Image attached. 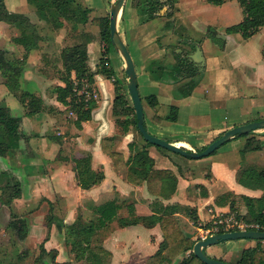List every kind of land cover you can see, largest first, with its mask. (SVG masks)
<instances>
[{
  "label": "crops",
  "instance_id": "crops-1",
  "mask_svg": "<svg viewBox=\"0 0 264 264\" xmlns=\"http://www.w3.org/2000/svg\"><path fill=\"white\" fill-rule=\"evenodd\" d=\"M8 1L9 0H5V3L9 11L21 13L16 12L15 8H12ZM79 1L87 8L89 19L94 17L89 15V6L83 3L82 0ZM111 1L112 0H107V7L103 15L108 12ZM227 1L228 0H225L221 4H212L207 0H178L176 6L180 9L179 13L183 20L195 21L193 14L194 8H197L199 12L212 10V6L218 5L224 8L223 6ZM230 6L231 5L227 4L226 9L231 12ZM21 14L26 15L30 22L38 26L40 30L44 26L48 27L45 21L39 17L37 18V16L34 22L28 14ZM210 26L214 27L216 30V26ZM0 30V45L3 44L0 46V49L5 51V55L8 59H19L23 62L22 71L18 80L20 90L34 93L42 99L44 105L42 111L33 115H25V107L18 100L17 96L9 91L4 84L5 79L0 73V102L5 103L10 109V117L3 130L16 126L18 130L26 132L29 135L27 144L29 149L33 152V154H31L33 156L27 157L21 154L20 151L11 150L9 151L10 153L8 152L6 155L0 156V172L9 170L18 176L20 182L26 184V188L24 187L21 197L13 200V205L19 209L23 206L28 207L29 205L33 207L27 208V211H32L28 216V218L31 217L28 219L29 234L27 236L29 237V235L35 233L41 225L46 227L40 209H35L37 205L46 204L43 206L53 208L55 218L48 230V236L39 239L36 245L37 243L40 245L43 244L46 250L55 249L57 251L55 261L60 264L65 262H70L71 264H85L82 260L76 258L75 253L71 251L67 243L66 245L71 253L69 260L66 261L60 258V253L62 251L61 244H65L66 242L65 234L67 227L74 226L75 224L78 226L86 225L88 220L94 217L93 208L95 206L115 198L133 202L135 211L138 214H150L152 212L151 202L157 197L147 192L145 184L133 185L125 179L124 172L128 165L126 160L129 155L127 144L133 138L132 133L121 137L115 144V149L123 153L122 158L113 159L101 150V139L115 134V124L110 109L114 96V87L111 82L97 75L95 77L94 86L97 89L99 100L95 101L96 105L91 112V119L81 122L79 127L74 123L72 125L73 127L69 130L70 132L72 131V135L65 144L49 143L46 141L44 127L46 124H53L57 127L61 125L63 121L61 118L63 112L61 111L68 108L67 105L56 99L53 90L57 85H64L61 80L62 64L59 63L58 66L55 67L56 63L53 61V52L54 47L57 46L61 48L65 42L59 39L58 36L55 37L56 31H39L41 38L38 40L37 45L25 51L23 45L15 41V38L20 34L19 29L8 23L0 22ZM45 32L47 35H45ZM145 33L146 31H136V34L133 35V47L143 48L144 43H142L143 45L141 44V39L148 38ZM225 34L223 50L225 51L226 62L232 67H237L238 64L240 65L243 83L247 85L252 93L256 94L248 95V98L251 99L253 104L264 106V46L256 52L253 51L252 55L248 53L246 56L245 54L242 60L233 55L235 50L241 46L240 43L249 44L251 40L258 35L259 39H264V25L248 39H242L239 34L242 40L240 43L238 40L234 39V35ZM121 37L123 39V36ZM123 41L125 42L124 39ZM139 42L140 46L136 47V43ZM232 43L235 46L233 45L232 47ZM7 44L8 46L5 47L4 45ZM201 49L203 50L202 42ZM87 51L89 60H92V56H97L96 59H98L101 52L100 43L98 41L89 43ZM111 52L112 49L110 50V53ZM115 56H117L115 57L116 60L118 58L120 69H123V60L121 56L118 53H116ZM203 60H205L204 56ZM221 60L222 59H219V65L223 66ZM228 74H231V72H228ZM143 78L145 80L146 76H143ZM138 81L139 79L137 77V85H139ZM144 83L148 85L147 87L152 85L155 89H158L162 81H149L146 78ZM198 85L199 82L192 90L191 94L183 99L184 105H182L185 110V122L180 121L178 116L177 120L174 122L161 121L157 117L155 118V116L159 115L157 111L155 113V108L159 107V104L152 109L155 114L153 112L152 114L151 112L148 114L150 120L148 123L150 125H148V127L151 130L149 131L147 129L146 123L145 126L147 131L170 143L189 150H194L207 145L216 137L212 139L209 138L212 131L218 134L231 126L233 127V125L236 126V123H246V121L248 122L250 119L259 117L258 115L256 117L244 118L239 120L240 122H233V124H230L231 126L226 125V128H224V126H217L211 119L215 112L219 111H212V109H215L213 108L215 102L220 101V96L216 95V97H214V95L208 94L207 91L201 93V90L196 89ZM151 94H155L159 97L158 93ZM221 100L225 101L222 97ZM45 106L55 108V110L53 112L52 110L46 111ZM259 113L260 115H264V109L262 112H258V114ZM210 114H212V116ZM203 116L205 117L203 125H206V127L202 128L203 125L199 126L198 123L202 120L201 117ZM145 118L144 111V122ZM179 124L184 126V129H181ZM211 126H214V128ZM31 128L35 131V134L33 133L34 135L29 132ZM57 133H60V131ZM73 133H75V135H73ZM191 138H196L197 140L193 142ZM256 147H261L259 139L257 146L254 148ZM59 148L64 149V155L70 152L73 154L74 150L90 154L91 167L94 170L103 172L102 180L89 188H82L79 186L76 182L75 172L72 169L70 160L65 161L55 158ZM146 149L149 155L154 159V168L171 169L177 176L176 190L171 198L158 199L161 200L164 205L176 203L181 206L195 209L199 221L207 220L204 219L206 213L212 216L209 210L212 212H226L228 210V206L219 207L214 203V199L218 193L230 190L236 195L242 194L250 197H259L261 195V190L252 189L237 182L236 174L241 165L238 164L239 161L236 158L220 160L211 157L208 159L203 158L193 163L191 160L187 162L183 161L182 158L176 157L174 152H164L152 144L147 145ZM233 160L235 162H233ZM174 161L176 163H187L189 164V168H180V170H178V166L174 164ZM204 163H207L210 167L209 174H205L203 171ZM191 164H196L195 169L198 173L200 172L202 174V172H204L203 175H193V180H191L190 177L188 178L187 174L189 173V175H191V171H193ZM252 164L253 163H250L244 166ZM183 172L186 173L183 174ZM196 178H198L197 181H195ZM193 182V190H189V185ZM119 214L120 212L118 216H125L127 212L123 211L122 215ZM175 215L179 219L182 232L186 236L196 239V225L193 224L189 215L185 213V210H179ZM117 218L118 217H115L112 221L108 222L100 231L102 233V246L111 253L109 264H144L145 260L155 253L162 241V232L159 225L155 224L152 227H144L141 224L120 226L117 222ZM139 227L146 229V233L139 229ZM190 227L194 228L196 234L193 233L189 235L186 233V230L190 229ZM53 228L55 229L53 230ZM56 228L61 229L62 234H57ZM51 231H53V233ZM28 237H25V243ZM144 242L145 244H149V251L144 253L143 256H140L138 251L143 249ZM229 244L234 248L240 245L242 250L251 245H249V243V246L245 243H239L237 240H233V242L230 243L226 242L222 245L220 242V244L218 243V245L213 246V252L215 253L213 257L222 261L233 262L235 260H233V255L223 251V246L229 247ZM21 256L24 255L20 254V257ZM18 258L15 257L14 260L19 263L20 259ZM24 263L29 264V261H25Z\"/></svg>",
  "mask_w": 264,
  "mask_h": 264
},
{
  "label": "trees",
  "instance_id": "trees-1",
  "mask_svg": "<svg viewBox=\"0 0 264 264\" xmlns=\"http://www.w3.org/2000/svg\"><path fill=\"white\" fill-rule=\"evenodd\" d=\"M66 1L28 0L35 7L39 18L43 19L48 26L46 30L45 26L40 30L38 26L30 22L26 15L9 11L5 0H0V22L8 23L19 29L20 34L15 38V41L22 44L25 51L37 45L38 40L41 38L39 31H49L52 29L49 27L51 25L56 28L64 27L63 41L72 42V44L60 48L61 80L64 85H57L53 90L59 102L67 105L68 108L75 109L77 116L75 124L79 127L81 122L91 119V112L96 103L90 95L83 92L79 93L78 101L73 103V92L84 85H87L88 88L94 86L97 75L105 79L115 80L114 70L109 61V52L113 47L109 39L108 13L89 19L87 8L79 0H71L67 6L69 12L67 16H63L58 10V4ZM170 1L171 4L176 2V0ZM207 1L212 4H221L225 0ZM237 2L242 9L243 18L238 23L227 26L225 32L228 34L239 33L242 39H248L264 25V0H237ZM131 6L140 14L143 22L152 19L162 8L163 2L161 0H131ZM61 17L66 20L65 25ZM84 25L98 28V31L80 29V26ZM209 29L213 31L207 36L214 41H218L219 38L215 28L209 26ZM94 41L100 43L101 52L95 69H92L89 65L87 47L89 43ZM222 42L224 45L225 41L222 40ZM175 55L176 58L173 63L166 64L152 60L146 66V70L152 80L179 84L177 93L180 96H188L199 82L195 72L197 68L185 54L176 53ZM22 67V60H10L6 57L5 51L0 49V73L5 79L4 84L25 107V115H33L42 111L44 105L42 99L34 93L20 90L18 80ZM122 70L126 78L124 69ZM113 87L114 96L110 109L111 115L114 117L115 134L101 139V150L113 159L122 158L123 153L115 149V144L121 137L131 133V129H135L142 139V143L140 144L132 139L127 144L129 155L126 160L128 165L124 172L125 179L133 185L145 184L147 192L157 198L151 202L152 212L150 214H138L135 211L133 202L118 198L105 201L93 208L94 217L89 219L86 225L78 226L75 224L66 228V243L70 246L71 251L75 253L76 258L82 260L85 264H109L111 253L102 246V233L100 231L108 222L118 217L117 222L120 226L141 224L144 227H152L155 224L159 225L162 232V241L155 253L150 255L144 264H206L192 253L191 249L196 239L186 236L182 232L179 219L175 215L179 210H185L193 224L198 225L199 217L195 209L176 203L164 205L158 199L171 198L176 190L177 176L171 169L154 168V159L146 149V146L150 145V143L142 138L141 133L137 129V120L129 94L124 92L117 82L113 83ZM141 100H144L151 108L161 104L160 98L155 94L141 97ZM177 110V105L171 104L169 113L163 118L171 122L176 121ZM9 117V107L5 103H0V156L6 155L11 150L20 151L21 154L27 157L33 156L31 155L33 152L27 144L29 136L24 131L18 130L16 126L3 130ZM156 117L159 120L162 118L159 115ZM248 134L235 136H245L244 145L239 150L241 155L258 144L257 137L248 136ZM205 146L196 148V151L204 149ZM156 147L165 149L159 146ZM184 149L190 151L189 149ZM174 154L186 162L193 159L190 156ZM90 158V154L78 152L74 154L72 159V169L75 172L76 182L82 188H89L103 178L102 171L92 169ZM174 164L178 166V170L180 168H189L187 163L175 162ZM236 180L246 187L261 190V195L259 197L236 195L228 190L218 193L214 203L219 207L228 206L226 213L234 212L240 219L264 224V167H258L254 164L241 166L237 170ZM0 181L4 182L2 187H0V206L11 207L13 200L21 197V182L8 170L0 172ZM238 198L242 200L244 210L241 208V211H237L234 208ZM123 211L127 212V215L118 216V213L120 212L119 215H122ZM54 218L55 216L50 212L46 220L47 228L50 229ZM15 220L17 221H11L10 224L16 231L18 238L24 239L26 237L24 221L22 219ZM56 254L57 251L55 249L46 250L41 244L39 254L34 258V263L60 264L55 261ZM232 263L264 264V245L260 240H256L255 243L244 249L239 258ZM0 264H18V261H0ZM62 264L71 263L65 262Z\"/></svg>",
  "mask_w": 264,
  "mask_h": 264
},
{
  "label": "rangeland",
  "instance_id": "rangeland-1",
  "mask_svg": "<svg viewBox=\"0 0 264 264\" xmlns=\"http://www.w3.org/2000/svg\"><path fill=\"white\" fill-rule=\"evenodd\" d=\"M163 2L162 8L154 15V17L147 21H141L140 14L136 12L135 8L131 6V0H126L123 10L121 14L119 15L118 22H117V28L121 36H123V39L125 40L126 45L128 46L129 51L131 52V57L133 59L137 77L139 79V85H138V91L141 97H144L146 95H149L151 93H158L161 104L159 107L155 108L159 115L162 116L161 121H167L163 118V116L167 115L169 113V106L171 104H176L178 107L177 110V116L180 121L185 122V110H184V103L183 99L186 96H180L177 93V87L179 84H171L162 82L161 85L158 87V89H155L152 85L150 87H147L144 82L147 80H152L148 72L146 70V66L152 61H161L162 63L170 64L175 61L176 53L178 54H188L190 52H193L196 46H199L200 50L203 52L202 55L204 56V62L200 66L198 63L194 65L196 69L197 78H199V85L196 89L201 90V93L204 91H207L208 94L220 96V101L215 102L214 110H219L215 112V114L212 116V122H215L217 126H224L226 128L227 126H231L230 124H233V122H240L239 120L244 118H251V117H257L256 119L263 118L264 115L258 114V112H262L264 109V106L253 104L250 98H248V95H252L255 93H252L250 89L245 85L242 81V73H241V67L238 64L237 67H232L230 64H228L225 57V51L223 50L224 45L222 44V40H225L224 35L225 28L229 25L238 23L243 17V13L240 9V6L236 0H228L226 4L222 7L218 6H212V10L209 11H198L197 8H194V19L195 21L190 20H183L180 15V9L176 6L178 0L174 4H171L170 0H161ZM9 4L12 6V8H15L16 12H21L28 14L31 19L34 20L38 14L35 11L34 6L28 2V0H9ZM71 2V0H67L66 2H62L58 4V10L63 16H67L69 8L67 7L68 4ZM83 3H85L87 6H89V15L95 16V15H103L105 13L106 7H107V0H82ZM227 4L231 5L230 10L231 12L226 9ZM109 13V8L108 12ZM63 18L64 25L66 24V20ZM213 25L216 26V32L217 37L219 38L218 41H214L210 37H208V34H211V29H209V26ZM16 27V26H15ZM52 31L55 32V37L58 36L59 39L63 40L64 35V27L56 28L55 26L51 25ZM17 28V27H16ZM18 29V28H17ZM47 27L45 26V30ZM80 29H84L86 31H98V28L91 27L89 25L80 26ZM1 31V30H0ZM3 31V30H2ZM136 31H146L147 39H141V44L144 43L143 48H135L133 47V35L136 34ZM262 31V30H261ZM59 33V35H58ZM228 34V33H227ZM234 35V39L238 40L239 43L241 40L239 33H229ZM259 36V35H258ZM258 36H256L254 39L251 40L249 44H241L233 55L237 58H241V60L245 57V54L249 53L252 55L253 51H257L258 49L263 48L264 46V39H259ZM146 41V42H144ZM201 42H202V48L201 49ZM72 44V42H65L63 46ZM139 43H136V47L140 46ZM3 45V44H1ZM0 45V46H1ZM143 45V44H142ZM233 47V43L231 44ZM5 47L8 46L4 45ZM235 46V45H234ZM231 48V47H230ZM229 48V49H230ZM59 51L60 48L57 46L54 47L53 52V61L56 63L55 67L58 66L59 63H61V59L59 57ZM116 51L112 49V52H109V61L111 66L114 69V79H108L109 82L113 85V83L117 82L119 86L122 87L123 91L128 94V90L126 87V78L123 75V70L120 69L118 58L115 59ZM228 56V55H227ZM96 57L92 56L89 60V65L92 69H95L96 63L98 59ZM96 59V60H95ZM219 59H222L221 62L223 63V66L219 65ZM256 59V57H255ZM257 60V59H256ZM124 63V62H123ZM205 67V68H204ZM227 70V71H226ZM228 72H231V74H228ZM143 76L145 78H143ZM144 83V84H143ZM150 85V84H149ZM80 89L86 90L88 95L92 97L94 101L99 100V95L97 94V89L95 86H92L91 88H88L87 85H84L80 87ZM80 89L73 92L72 101L73 103H76L78 101L79 91ZM93 94H96V97L94 98ZM256 95V94H255ZM129 96V95H128ZM221 97L225 99V101L221 100ZM130 98V97H129ZM131 100V99H130ZM1 103V102H0ZM143 108L145 111V124L147 123V129L150 131L151 129L148 127L149 123V116L148 114L151 112L152 109L144 100L142 101ZM183 104V105H182ZM204 104V103H203ZM46 111L52 110V112L55 110V108H49L45 106ZM58 112V111H56ZM62 113V123L59 128L56 125L53 124H46L44 127V134L46 137V141L49 143H57V144H65L66 141H69L70 136L72 135V131L70 132V128L73 127L72 125L75 123L76 120V113L75 109L73 108H67L64 111H61ZM60 112V113H61ZM210 112V111H209ZM49 113V112H47ZM154 113V112H153ZM154 113V114H155ZM114 119V117L112 116ZM202 120L199 121V126H202L205 122V117H201ZM256 119H250L249 121H253ZM177 120V119H176ZM248 121V122H249ZM171 122V121H167ZM247 122V121H246ZM242 123H236V125H239ZM6 126V125H5ZM209 126V125H207ZM234 126V125H233ZM179 127L181 129H184V126L179 124ZM203 127H206V125H203ZM214 128V126H211ZM232 127V126H231ZM229 127V128H231ZM30 128V127H29ZM228 128V129H229ZM211 130V129H209ZM60 131V133H57ZM32 134H35V131L31 128L29 130ZM37 132V131H36ZM26 135H28L26 132H24ZM71 133V134H70ZM131 133L133 134V138L138 143H142V139L140 138L138 132L135 129H131ZM219 132L218 134H220ZM33 134V135H34ZM217 133L210 134L209 138H214L218 135ZM75 135V133H73ZM29 136V135H28ZM248 136L257 137L260 142L261 147H256L249 152L243 153V155L240 154V148L243 147L245 142V136H238L235 138H232L228 142L221 145L219 148L216 149L214 153H211L205 157L198 158V159H192L193 163L194 161L202 160L203 158L208 159L211 157H215V159H230V158H236L239 161V165L244 166L250 163H253L254 165L258 167H264V129H258L253 132H249ZM193 142L197 140L196 138H191ZM164 152H168L169 150L161 149ZM196 150V149H194ZM14 151V150H12ZM64 149L59 148L57 155L55 158H58L59 160H70V163L73 165V157L74 153H78V150H74L73 154L68 153L66 155L63 154ZM10 153V152H9ZM13 153V152H12ZM169 153V152H168ZM175 155V154H174ZM176 157H179L176 155ZM233 162H235L233 160ZM192 170L191 175H188V178L190 177L191 180H193V175H199L202 176L203 173L209 174L210 173V167L207 163H204L203 165V171L202 174L195 169L196 164H191ZM198 169V168H197ZM9 171V170H8ZM186 172H183L185 174ZM13 175L18 178L16 174L13 173ZM195 178V177H194ZM198 178L195 179L197 181ZM4 182L0 181V187ZM26 184L21 182V190L23 191ZM193 183H190L189 190H193ZM49 203V202H47ZM46 204L37 205L35 209H40L41 215L44 217V222L46 225V220L51 212L54 215V211L52 207L49 206H43ZM48 205V204H47ZM29 208H33L32 205L28 206ZM27 206H23L22 208H17L13 205V202L11 203V207H8L6 205L0 206V261L1 262H9L14 261L15 257H19L20 259L18 264H26L25 261H29V264H35L34 258L39 254L40 250V244L36 242L39 239H42L44 236H48V230L47 226H39V229L35 231V233L27 236L29 234L28 230V216L32 213V211H27ZM41 207V208H40ZM234 208L237 211L244 210L243 203L240 198L236 200V205ZM33 209V210H35ZM225 213L224 211H222ZM227 212V211H226ZM212 213V212H210ZM220 213V212H219ZM234 213V212H231ZM242 213V212H241ZM235 214V213H234ZM236 215V214H235ZM204 219H208L210 217V214L207 213L204 216ZM15 219H22L24 221V229L26 230V243H25V237L24 239L18 238L16 231L11 226V221H17ZM54 227V226H53ZM56 227V226H55ZM55 228H53L54 230ZM139 229L145 231L146 229L140 228ZM53 233V231H51ZM57 234H62V230L59 228H56ZM186 233L189 235H192L195 233L194 228L190 227V229L186 230ZM196 234V233H195ZM144 236V235H143ZM239 243H245L248 245L255 243L257 239H248V238H241L236 239ZM262 244L264 245V239L260 240ZM226 242H233V240H227L222 241V244H225ZM220 244V243H219ZM62 245V251L60 253V258L62 260H69L70 256V250L68 246L65 244ZM66 245V246H65ZM218 245V244H215ZM211 245L206 248H204V252L214 258V252H213V246ZM248 245V246H249ZM242 247L236 246L235 248L229 244V247L223 246V251L227 254L233 255V260L238 259L241 252L243 251L241 249ZM149 251V244L143 245V249L139 250L138 253L140 256H143L144 253ZM24 255V256H21ZM234 262V261H233ZM232 263V262H231Z\"/></svg>",
  "mask_w": 264,
  "mask_h": 264
},
{
  "label": "water",
  "instance_id": "water-1",
  "mask_svg": "<svg viewBox=\"0 0 264 264\" xmlns=\"http://www.w3.org/2000/svg\"><path fill=\"white\" fill-rule=\"evenodd\" d=\"M125 1L126 0H112L110 3L108 13L109 39L113 49L121 56L124 62L123 69L126 74V87L134 108L137 120V129L141 133L142 138L145 141L149 142L152 145L165 148L171 152L197 159L211 154L213 151L234 138L236 135H244L258 129H264V117L233 126L229 129L224 130L220 136L210 141L205 146V148L201 149L200 151H186L183 147L170 143L149 133L144 126V110L141 96L138 91L135 65L131 54L117 28L118 18L123 10ZM185 56L192 62L193 65L198 63L200 66H202L204 64L202 51L200 50L199 46H196L193 52L185 54ZM241 238L262 240L264 239V231L244 230L212 234L206 237L204 240H196L192 246L191 251L196 257H198L202 262L206 264H233L231 262L212 258L208 256L203 251V249L208 246L218 244L222 241L236 240Z\"/></svg>",
  "mask_w": 264,
  "mask_h": 264
},
{
  "label": "built area",
  "instance_id": "built-area-1",
  "mask_svg": "<svg viewBox=\"0 0 264 264\" xmlns=\"http://www.w3.org/2000/svg\"><path fill=\"white\" fill-rule=\"evenodd\" d=\"M87 93L86 90L80 89L79 93ZM94 98L96 94H93ZM209 212H212L209 210ZM220 212V213H219ZM226 213V212H225ZM223 213L222 211H213L212 216L204 221H199L196 225V240H204L212 234L226 233L231 231L256 230L264 231V224L257 222H248L238 218L234 213ZM208 223V224H206Z\"/></svg>",
  "mask_w": 264,
  "mask_h": 264
}]
</instances>
